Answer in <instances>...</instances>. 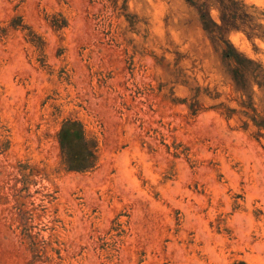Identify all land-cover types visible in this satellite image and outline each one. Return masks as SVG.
<instances>
[{
  "label": "rangeland",
  "instance_id": "374dc122",
  "mask_svg": "<svg viewBox=\"0 0 264 264\" xmlns=\"http://www.w3.org/2000/svg\"><path fill=\"white\" fill-rule=\"evenodd\" d=\"M0 264H264V0H0Z\"/></svg>",
  "mask_w": 264,
  "mask_h": 264
}]
</instances>
